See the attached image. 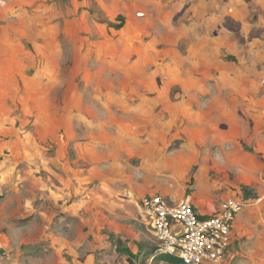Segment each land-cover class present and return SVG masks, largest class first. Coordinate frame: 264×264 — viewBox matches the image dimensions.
Returning <instances> with one entry per match:
<instances>
[{
    "label": "rangeland",
    "instance_id": "obj_1",
    "mask_svg": "<svg viewBox=\"0 0 264 264\" xmlns=\"http://www.w3.org/2000/svg\"><path fill=\"white\" fill-rule=\"evenodd\" d=\"M153 193L264 264V0H0V264H151Z\"/></svg>",
    "mask_w": 264,
    "mask_h": 264
},
{
    "label": "built area",
    "instance_id": "obj_2",
    "mask_svg": "<svg viewBox=\"0 0 264 264\" xmlns=\"http://www.w3.org/2000/svg\"><path fill=\"white\" fill-rule=\"evenodd\" d=\"M244 206L243 200L229 197L208 213L190 199L175 201L154 193L140 202L156 239L154 255L177 257L182 264H220L237 240L235 221Z\"/></svg>",
    "mask_w": 264,
    "mask_h": 264
},
{
    "label": "trees",
    "instance_id": "obj_3",
    "mask_svg": "<svg viewBox=\"0 0 264 264\" xmlns=\"http://www.w3.org/2000/svg\"><path fill=\"white\" fill-rule=\"evenodd\" d=\"M116 251L118 253H121V254H129L130 256L134 255V253L130 249L124 248V247L117 246L116 247ZM158 261L159 262L160 261H164V262H167V263H170V264H173V263L182 264V262L177 257H173V256H170V255H158V256H155L151 264H156Z\"/></svg>",
    "mask_w": 264,
    "mask_h": 264
},
{
    "label": "crops",
    "instance_id": "obj_4",
    "mask_svg": "<svg viewBox=\"0 0 264 264\" xmlns=\"http://www.w3.org/2000/svg\"><path fill=\"white\" fill-rule=\"evenodd\" d=\"M203 210V209H202ZM203 211H205V210H203ZM205 212H208V213H210L209 211H205ZM236 227V226H235ZM235 232H236V228H235ZM154 257H155V255H154V252H153V255L151 256V260L153 261V259H154Z\"/></svg>",
    "mask_w": 264,
    "mask_h": 264
}]
</instances>
